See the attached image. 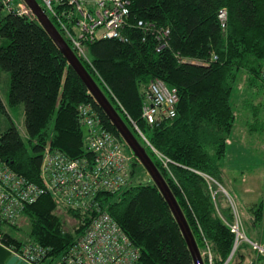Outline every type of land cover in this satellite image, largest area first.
Returning <instances> with one entry per match:
<instances>
[{"label":"trees","instance_id":"1","mask_svg":"<svg viewBox=\"0 0 264 264\" xmlns=\"http://www.w3.org/2000/svg\"><path fill=\"white\" fill-rule=\"evenodd\" d=\"M130 1L126 40H97L86 46L89 61L80 54L78 57L163 174L199 248L206 252L205 264H210V257L213 264H224L235 240L229 228L235 212L223 191H228L224 159L237 119L232 96L239 80L259 99L264 91V0ZM223 9L228 12L226 27L219 20ZM166 29L170 34H165ZM0 36L7 39L0 46V70L10 75L7 104L24 106L28 136L25 140L11 119L0 131V157L15 172L40 182L47 147L72 158H91L79 114L84 104L94 106L104 127L132 153L38 21L7 12L0 19ZM183 58L189 61L182 62ZM155 79L176 88L179 102L174 118L149 124L143 118V104ZM246 104L260 120L264 103L260 100L256 104L250 97ZM6 113L0 95V115ZM138 166L146 171L134 156L133 180L115 194H100L101 208L140 249L136 264H195L158 187L151 178L135 183ZM249 211L251 224L259 225L264 218V203L251 206ZM88 224L89 218L62 208L46 194L28 205L14 224L1 223L0 233L7 246L20 248L32 243L47 248L41 264H65L66 252ZM253 258V250L243 244L229 264H248Z\"/></svg>","mask_w":264,"mask_h":264},{"label":"built area","instance_id":"2","mask_svg":"<svg viewBox=\"0 0 264 264\" xmlns=\"http://www.w3.org/2000/svg\"><path fill=\"white\" fill-rule=\"evenodd\" d=\"M38 1L76 54L87 61L88 44L101 39L126 40L124 29L130 21V0ZM0 7L7 12L38 21L25 0H0ZM219 20L222 27L227 26L226 9L219 12ZM164 32L170 34L168 29ZM159 39L162 40V36L159 35ZM181 61L188 62L189 59L183 58ZM262 79L264 82V63ZM178 102L176 88L169 87L162 79L152 80L143 104V118L149 124L174 118ZM79 114L86 129L85 142L92 154L91 158H72L61 150L47 147L44 151L41 181L34 182L15 172L0 157V225L14 224L28 205L50 194L62 208L76 211L83 219L89 218L85 231L66 252L63 258L65 264H136L140 258V249L111 214L101 208L99 200L100 194H115L129 185L134 155L126 152L122 141L104 127L92 104L81 105ZM230 199L235 221L229 224V228L235 240L232 256L224 264L231 262L243 244L255 253V258L248 264H264V245L247 235L235 202ZM0 244L28 264H41L48 253L47 248L32 243L20 248L7 246L1 233ZM209 262L213 264L211 257Z\"/></svg>","mask_w":264,"mask_h":264},{"label":"rangeland","instance_id":"3","mask_svg":"<svg viewBox=\"0 0 264 264\" xmlns=\"http://www.w3.org/2000/svg\"><path fill=\"white\" fill-rule=\"evenodd\" d=\"M6 14L7 11L0 8V19ZM6 40L7 39L0 36V46L3 45ZM1 71L7 74L9 78L8 81L4 78H0V94L4 100H7V113L0 115V131L6 125L10 124L11 119L16 123L23 138L28 140L24 125V106L11 107L7 104L10 75L6 71ZM250 97H254L256 104H258L260 100L264 102V94L260 96V99L256 98L249 92V87L244 86V83L239 80L234 88L232 96V104L237 119L230 136L226 157L224 159L225 186L231 191L230 193L242 217L248 236L249 229L252 232L251 214H249V187L251 189L255 188L256 190H260L264 183V107L260 114L262 115L260 120L255 119L252 109L246 104V100H249ZM126 152H128V150H126ZM149 178V174L144 171L141 166L136 167L135 183L146 182ZM240 201H242V204ZM68 221L71 225L75 222L71 218H69Z\"/></svg>","mask_w":264,"mask_h":264},{"label":"water","instance_id":"4","mask_svg":"<svg viewBox=\"0 0 264 264\" xmlns=\"http://www.w3.org/2000/svg\"><path fill=\"white\" fill-rule=\"evenodd\" d=\"M25 2L33 10L35 15L38 17V23L48 32V34L54 40L55 44L65 56L70 66L76 71L78 76L84 82L95 101L108 116L124 142L131 149L134 156L142 164L146 172L149 174L151 180L155 183V185L164 196L188 244V247L193 256L194 263L205 264L203 253L199 248V245L185 216V213L183 212L179 202L177 201L163 174L160 172L159 168L147 152L146 147L141 143L133 129H131V127L124 120L119 111L115 108L107 94L87 70L76 52L55 26L47 13L44 11L39 1L25 0ZM134 128L143 137V139L146 140L142 132L135 124ZM223 191L226 192L224 188ZM231 256L232 254L229 256V259L231 258ZM0 264L28 263L19 259L17 255L12 254L11 250L0 244Z\"/></svg>","mask_w":264,"mask_h":264},{"label":"crops","instance_id":"5","mask_svg":"<svg viewBox=\"0 0 264 264\" xmlns=\"http://www.w3.org/2000/svg\"><path fill=\"white\" fill-rule=\"evenodd\" d=\"M0 78H4L5 80L8 81V78L9 76L5 73H3L1 70H0ZM243 83V82H242ZM246 86V85H244ZM248 87V86H247ZM249 92L251 93V90L249 89ZM264 94V91L261 93V95ZM1 95V94H0ZM2 98V97H1ZM257 98V96H256ZM259 98V96H258ZM2 100L4 101V103L7 102V100H4L2 98ZM261 102H263L261 100ZM264 103V102H263ZM229 141H230V138H229ZM228 141V143H229ZM263 182H264V178H263ZM263 187V188H262ZM261 187L260 190H256L255 188H250L249 187V209L251 206L253 205H258L260 204L261 202L264 203V183H263V186ZM224 190L227 192V194L234 200L233 196L230 194V189H228V191L224 188ZM241 200V199H240ZM241 204H242V201H240ZM249 214L250 211H249ZM250 219H251V215H250ZM252 232L250 231L249 229V237H251L254 241H258L260 242L262 245H264V218H263V221L257 225V226H253L252 225V228H251ZM251 233V234H250ZM251 260V259H250ZM249 260V261H250Z\"/></svg>","mask_w":264,"mask_h":264}]
</instances>
